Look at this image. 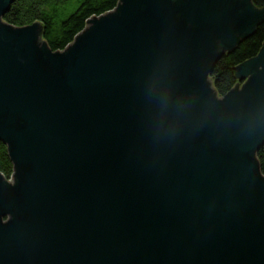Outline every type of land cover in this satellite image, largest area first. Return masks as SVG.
<instances>
[{"label":"water","instance_id":"water-1","mask_svg":"<svg viewBox=\"0 0 264 264\" xmlns=\"http://www.w3.org/2000/svg\"><path fill=\"white\" fill-rule=\"evenodd\" d=\"M0 0V264H264V42L252 0H118L52 51Z\"/></svg>","mask_w":264,"mask_h":264},{"label":"trees","instance_id":"trees-1","mask_svg":"<svg viewBox=\"0 0 264 264\" xmlns=\"http://www.w3.org/2000/svg\"><path fill=\"white\" fill-rule=\"evenodd\" d=\"M118 0H14L3 20L15 27L38 22L42 38L52 51L63 50L81 32L86 21L113 10ZM257 8L264 0H252ZM264 42V22L254 34L243 40L233 51L224 54L214 66L210 77L218 96H224L236 83L235 67L254 57ZM261 173L264 175V145L256 153ZM0 173L11 179L13 166L6 146L0 142Z\"/></svg>","mask_w":264,"mask_h":264},{"label":"rangeland","instance_id":"rangeland-1","mask_svg":"<svg viewBox=\"0 0 264 264\" xmlns=\"http://www.w3.org/2000/svg\"><path fill=\"white\" fill-rule=\"evenodd\" d=\"M261 46H262V45H261ZM236 82H238V81L236 80ZM235 84H236V83H235ZM235 84H234V85H235ZM233 87H234V86H233ZM233 87H232V88H233ZM232 88H231V89H232ZM10 182H13V181L10 179Z\"/></svg>","mask_w":264,"mask_h":264}]
</instances>
